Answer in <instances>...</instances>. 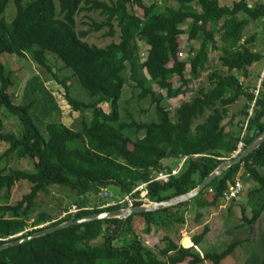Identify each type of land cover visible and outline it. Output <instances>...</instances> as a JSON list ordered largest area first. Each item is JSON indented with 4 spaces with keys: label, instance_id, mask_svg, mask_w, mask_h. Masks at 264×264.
I'll list each match as a JSON object with an SVG mask.
<instances>
[{
    "label": "trees",
    "instance_id": "1",
    "mask_svg": "<svg viewBox=\"0 0 264 264\" xmlns=\"http://www.w3.org/2000/svg\"><path fill=\"white\" fill-rule=\"evenodd\" d=\"M10 1L15 13L7 20L5 12ZM139 10L144 11L143 18L137 13ZM80 18L89 21L83 23L88 30L79 29ZM186 22L189 24L185 30L182 25ZM257 22L264 32V3L244 0H231L230 5H222L220 0H0V57L28 56L62 87L63 97L73 112L90 114L78 130L63 125L57 120L60 111L55 98L40 76L27 80L20 102L14 104L8 92L13 81L0 61V111L6 117H15L20 127L17 132L5 130L0 119V142L8 145L0 152V246L20 238L19 234L22 237L33 233L44 224L42 228H49L93 213L122 209L124 206L101 208L102 200L92 203L90 198L108 189L114 191V196L122 197L147 182L153 173L170 170L181 157L186 160L176 176L165 183L147 185L148 198L163 202L194 190L236 150L241 127L226 130L223 121L228 108L241 97L245 104L239 114L240 124L255 100L243 139L245 148L264 131V90H258L255 97L256 86L247 80L253 65L264 64V52L253 50L256 34L245 37L239 46L235 44L242 40L244 29ZM101 31L103 39L116 41L102 47L85 41ZM185 32L189 79L182 73L185 63L178 57L183 49L178 37ZM136 37L147 46L138 72ZM221 39L226 46H234L223 49L218 57L224 73L209 68L210 54L220 51ZM196 41L198 45L192 49ZM50 56L87 92V100L71 96L68 78L53 72ZM165 59H171L173 75L181 82L175 91L168 82L170 73L163 64ZM203 72L208 87H199L173 115L146 85L163 89L164 99L172 98L190 81L200 80ZM142 73L146 82L139 78ZM127 83L138 91V100L149 99L154 106V120L137 122L130 115L128 121L122 120L118 102ZM103 104L109 105L108 112L102 110ZM165 159H173L174 164L164 166ZM23 160L30 162V172L9 167L12 162ZM262 168L264 142L188 201L133 215L125 221L107 219L58 230L1 250L0 264H221L241 241L230 243L222 251L200 255L195 247L202 242L207 227L193 236L191 245L184 240L186 246L190 245L188 248L172 237L185 223L188 211H194L199 220L200 211L216 208L236 178L253 183L246 193V206L252 216L247 219L242 207L241 219L248 225L256 223L264 213ZM20 181L29 184V191L11 205V190ZM57 187L71 194V201L79 210L67 214L72 205L64 207L58 218L40 212L29 224L38 197L47 196ZM137 218L143 220L146 229L155 226L163 232L164 246L150 247L138 236L134 226ZM261 245V256L253 253L242 264H264V236Z\"/></svg>",
    "mask_w": 264,
    "mask_h": 264
},
{
    "label": "rangeland",
    "instance_id": "2",
    "mask_svg": "<svg viewBox=\"0 0 264 264\" xmlns=\"http://www.w3.org/2000/svg\"><path fill=\"white\" fill-rule=\"evenodd\" d=\"M56 2V0H54ZM251 4L257 3H264V0H249ZM220 3L222 5H230L231 0H220ZM147 4H150L149 2ZM15 9L10 1L7 5L5 17L7 20H11L14 16ZM137 13L143 18L144 11L139 10ZM82 22V24H79V29L81 30H88L89 27L87 25H83V23H89V21L85 18L78 19V23ZM189 22H186L182 25V28L186 30ZM103 31L98 33H93L89 35L85 41H87L89 44H94L97 46H104L110 43L111 41H116V38L110 39H103L102 38ZM256 34V44L254 47H258L260 52H264V32L262 31L260 22H257L255 24H250L247 26L242 34V40H238L237 44L235 46H239V43L243 42L245 37ZM186 32L183 35H180L178 37V42L181 44L182 53L181 57H179V60L181 63H185L182 67V73L186 78H190L188 74V55L189 50L186 39ZM236 40V38H235ZM134 44L138 48V57L139 60H136V72L139 71V64L143 61L146 55L147 46L144 44L143 41L139 40L138 37L134 38ZM233 43H230L229 46H226L225 43H223V40H219V47L220 51H215L210 54L209 59V68L218 71L221 73H224V69L220 67L218 57L223 52V49H230L234 46H231ZM198 41L192 44V46L197 47ZM228 45V44H227ZM257 45V46H256ZM194 47V48H195ZM253 47V48H254ZM193 49V47H192ZM51 61V65L53 67V72L57 73L60 78H68L67 84L70 86V94L71 96L75 97L78 100L85 101L87 100V92L80 88L76 82V79L71 76L70 72L64 69H61V64L54 62L53 58L49 57ZM0 61L3 64L5 70L10 73L13 86L9 88L8 92L10 95L13 96V103L18 104L21 100L23 89L25 86V83L28 79H30L33 76H40L43 79V84L47 90H49L53 97L55 98V101L59 107V116L58 121H60L63 125L66 127L72 128V129H80L81 128V121L83 119L87 120L89 118L88 113H84L83 115L78 112H73L68 104L66 103L63 95L64 91L62 87L53 81L52 76L46 72H44L42 69L37 67L27 56L25 58H19L15 55H8L3 54L0 57ZM163 64L166 67V69L169 71L170 74H168V82L171 84L172 91L177 90L181 86V82H179L178 77H176L174 74V68L171 59H165L163 60ZM263 64L262 62L256 63L253 65L249 71L250 76L247 79L248 82L254 83L256 88L258 90H261V92L264 90V81H262V75L264 74V68H262ZM138 70V71H137ZM128 73H126L127 76ZM139 75V78L146 82L147 77ZM263 83V84H262ZM147 87L149 86L153 92L157 94V98L162 102V105L167 108L168 111H170L171 115H173L175 109L184 101H188L197 91L199 87H208L207 81H206V73L203 72L201 74L200 80H193L190 81V84H188L187 87L183 88L176 96H173L172 98L164 99L166 96V92L158 88L156 86H150L146 84ZM138 91L131 88L128 83L125 85L123 89L122 96L118 102L119 105V111L120 116L122 120L128 121V115L132 117L133 120L137 122H147L155 119L154 114V106L150 105L149 99L145 100H138L137 98ZM245 104L244 98H240L235 104L230 106L228 108V115L226 116L225 120L223 121V126L226 128V130H232L236 131L237 128L240 127V123L238 121L241 118L240 111L242 110L243 105ZM102 110L105 112L109 111V105L103 104L101 106ZM233 115L235 117H233ZM84 117V118H83ZM0 119L4 125L5 130L17 132L19 130V125L17 122V119L13 116L6 117L2 111H0ZM56 119V118H54ZM232 123H231V122ZM231 123V125H230ZM237 126V127H236ZM8 145L6 143L0 142V152H3L5 149H7ZM162 162L165 164H174L173 159H165ZM12 169H18L23 170L26 172H30L32 170V166L29 161L23 160V161H14L9 166ZM261 173L264 174V168L261 169ZM29 184L26 181H20L17 183L14 188L11 190V197H10V204L14 205L20 198L28 193L29 191ZM242 193L239 195V197L234 200L232 203H218V206L216 208L210 207L206 208L202 211L201 217L199 220L195 219L194 211H188L185 215V223L178 227V233L176 236H173V240L175 242H182V244L186 247L184 240L187 238H181L180 231L186 230L188 232V238L187 242L191 243L192 238L195 235L200 234L205 227H207L206 235L202 239V242L195 247V250L200 255H204L206 252H219L224 250L230 243L234 241H241L242 244L235 249V251L228 256L226 259H224L221 264H242L245 259L251 254L256 253L259 257L262 254L263 247L261 245V239L264 236V213L258 218L256 223L252 225H248L241 219V208L243 207L245 209V217L247 219H250L252 216V211L246 206V193L248 190H250L253 187L252 182H247L244 186ZM107 192H110L111 194L114 193L113 190L108 189ZM71 194H69L66 190L60 189V188H52L47 196H39L36 200V206L35 210L33 212V215L30 216L29 224L37 217V215L40 212H46L52 216V218H58L61 217V211L62 208L66 207L69 208L72 203ZM101 194L99 193L95 197H91L90 201L92 203H97L99 200L101 201ZM134 226L136 229V232L138 236L142 240L145 241V243L150 247L155 246H164V243H162V236L163 232L158 230L155 226H151L150 229H146L145 224L143 223V220L137 218L134 220ZM39 227H45L44 225H41ZM146 229V232L145 230ZM150 230V232H149ZM148 231V232H147ZM186 264V263H181ZM201 264H211L210 262H203Z\"/></svg>",
    "mask_w": 264,
    "mask_h": 264
},
{
    "label": "water",
    "instance_id": "3",
    "mask_svg": "<svg viewBox=\"0 0 264 264\" xmlns=\"http://www.w3.org/2000/svg\"><path fill=\"white\" fill-rule=\"evenodd\" d=\"M263 142H264V131L261 134H259L256 138H254L241 151V153L238 156L225 159L216 169L213 170L211 174H209L205 179H203V181L194 190L190 191L189 193L174 197L172 199H169L163 202H150L149 204H146V205H140V206L130 207L126 209H118V210L93 213L90 215H86V216H82L76 219L65 221L54 227L39 228L35 232L29 235L22 236V237L19 234L17 236L20 238L16 240H10L2 244L0 246V251L7 249L9 247L19 246L21 244L30 242L33 239L52 234L58 230H61L67 227L78 226V225L86 224L89 222L102 221V220H107V219H120V220L125 221L127 220V218L133 215L169 208L177 204L183 203L185 201H188L194 198L195 196H197L206 186H208L214 179H216L226 169L230 168L233 165L241 163L244 158H246L248 155L253 153Z\"/></svg>",
    "mask_w": 264,
    "mask_h": 264
},
{
    "label": "built area",
    "instance_id": "4",
    "mask_svg": "<svg viewBox=\"0 0 264 264\" xmlns=\"http://www.w3.org/2000/svg\"><path fill=\"white\" fill-rule=\"evenodd\" d=\"M244 1L248 2L249 0H244ZM249 7H251V6L249 5ZM178 56L181 57V54L179 53ZM253 93H254L255 97H257L258 89L256 88V90H254ZM254 104H255V100H253L249 104L247 117L245 118L244 123L240 124L241 139L239 142H237L236 150L234 151V153L232 154L231 157L238 156L241 153V151L244 149L243 148L244 147L243 139H244V137L247 136V133H248V129H247L248 128V120L252 116ZM185 160H186V157H181L179 159V161L176 163V165L173 166L170 170H162V171L153 173L149 177L147 182L141 183V184L135 186L130 193H128L122 197L114 196L110 192H107V190H102L100 194L102 197L101 200L103 201L104 204L101 205V208H109V207H114V206H124V208H122V209H126V208H130V207L149 204L151 201L148 198L147 185L152 183V182H158V183L167 182L170 177L176 176L180 172ZM246 176H248V175H246ZM245 185H246V183L243 182L242 179L236 178L235 181L233 182V184L230 185L228 187V189L223 193V195L220 198V201L222 203L223 202L224 203H229V202L232 203L242 193L243 189L245 188L244 187ZM209 192H211V191L209 190ZM78 210H79V208L76 205H72L68 209L67 214H75ZM180 236L183 239L184 238L189 239L188 238V232L186 230H181ZM180 245L183 246L184 248L188 247V246L185 247L182 244V242L180 243Z\"/></svg>",
    "mask_w": 264,
    "mask_h": 264
},
{
    "label": "crops",
    "instance_id": "5",
    "mask_svg": "<svg viewBox=\"0 0 264 264\" xmlns=\"http://www.w3.org/2000/svg\"><path fill=\"white\" fill-rule=\"evenodd\" d=\"M194 43H195V42H194ZM256 46H257V45H256ZM192 47L194 48L195 46H192ZM253 50L256 51V52H260V50L258 49V47H254ZM260 53H262V52H260ZM251 68H253V67H251ZM262 68H264V64H263ZM162 164H163L164 166L172 165V164H165L164 162H162ZM177 243H178V242H177ZM180 243H181V242H180ZM180 243H179V244H180ZM155 247H159V246H155Z\"/></svg>",
    "mask_w": 264,
    "mask_h": 264
},
{
    "label": "bare ground",
    "instance_id": "6",
    "mask_svg": "<svg viewBox=\"0 0 264 264\" xmlns=\"http://www.w3.org/2000/svg\"><path fill=\"white\" fill-rule=\"evenodd\" d=\"M190 246V245H189Z\"/></svg>",
    "mask_w": 264,
    "mask_h": 264
},
{
    "label": "clouds",
    "instance_id": "7",
    "mask_svg": "<svg viewBox=\"0 0 264 264\" xmlns=\"http://www.w3.org/2000/svg\"><path fill=\"white\" fill-rule=\"evenodd\" d=\"M188 248V247H187Z\"/></svg>",
    "mask_w": 264,
    "mask_h": 264
}]
</instances>
